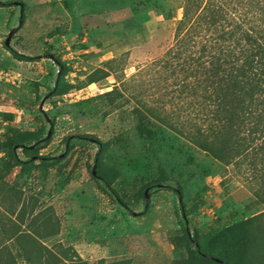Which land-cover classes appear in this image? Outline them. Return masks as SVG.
<instances>
[{
	"label": "rangeland",
	"instance_id": "rangeland-1",
	"mask_svg": "<svg viewBox=\"0 0 264 264\" xmlns=\"http://www.w3.org/2000/svg\"><path fill=\"white\" fill-rule=\"evenodd\" d=\"M0 3V226L29 233L30 246L51 264H187L193 245L186 231L201 237L264 210L258 170L215 162L181 132L150 121L136 103L177 111L166 102L154 60L172 42V22L163 14L179 19L182 0ZM12 29L8 45L26 58L4 47ZM139 126L162 131L163 186H148L161 174ZM34 133L49 135L37 154L56 161L16 165L12 153L20 161L29 153L13 142ZM84 135L111 145L110 187L133 205L131 213L93 176L97 146ZM180 170L192 175L181 181ZM176 184L180 201L164 187ZM145 191L146 204L139 197Z\"/></svg>",
	"mask_w": 264,
	"mask_h": 264
},
{
	"label": "trees",
	"instance_id": "trees-1",
	"mask_svg": "<svg viewBox=\"0 0 264 264\" xmlns=\"http://www.w3.org/2000/svg\"><path fill=\"white\" fill-rule=\"evenodd\" d=\"M180 8L179 19L170 10L163 14L165 21L172 22V42L161 58L154 60L160 64L166 102L176 105L177 111L169 112L164 104L149 105L139 99L136 103L150 121L181 132L215 162L225 167L244 165L258 170L264 188V0H182ZM23 18L21 14V21ZM4 47L13 56L26 58L5 42ZM54 62L62 68L58 59ZM94 81L89 78L87 83ZM55 83H59L58 76ZM159 130L138 127L148 141L147 156L158 165L161 174L149 187L163 186L168 178L159 156ZM80 138L97 146L93 176L131 213L133 205L125 203L110 187L105 158L111 145L92 135ZM48 140L49 135L43 137L38 133L19 136L13 147L23 148L29 155L20 161L12 153L14 163H54L56 158L37 154ZM30 143L33 147L27 148ZM191 171L180 170L177 176L185 181ZM164 187L182 197L180 184ZM139 197L144 199V194ZM260 201L264 203V194ZM16 227L0 226V264H19L18 259L24 264H51L41 250L30 246L29 233ZM187 245H193L192 260L187 264H264V210L201 237L190 238L187 233Z\"/></svg>",
	"mask_w": 264,
	"mask_h": 264
},
{
	"label": "water",
	"instance_id": "water-1",
	"mask_svg": "<svg viewBox=\"0 0 264 264\" xmlns=\"http://www.w3.org/2000/svg\"><path fill=\"white\" fill-rule=\"evenodd\" d=\"M13 31H14V29H12V30L10 31V33L8 34V36H7L6 40H5V44H6V45L9 44V39H10V36L12 35ZM146 197H147V192L145 191V192H144V201H145V204H146ZM180 200H181V198L179 197V201H180ZM187 233L189 234L188 231H187ZM194 246L197 247V244L194 243ZM204 256H205V257H208V258H210V259H214L215 261H218L217 259L212 258V257L209 256V255H204Z\"/></svg>",
	"mask_w": 264,
	"mask_h": 264
}]
</instances>
